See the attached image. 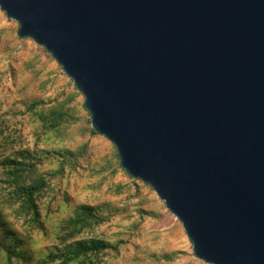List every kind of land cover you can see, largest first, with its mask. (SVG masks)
Wrapping results in <instances>:
<instances>
[{
	"label": "water",
	"instance_id": "1",
	"mask_svg": "<svg viewBox=\"0 0 264 264\" xmlns=\"http://www.w3.org/2000/svg\"><path fill=\"white\" fill-rule=\"evenodd\" d=\"M206 264H264V0H0Z\"/></svg>",
	"mask_w": 264,
	"mask_h": 264
},
{
	"label": "rangeland",
	"instance_id": "2",
	"mask_svg": "<svg viewBox=\"0 0 264 264\" xmlns=\"http://www.w3.org/2000/svg\"><path fill=\"white\" fill-rule=\"evenodd\" d=\"M56 106L64 113L62 125L46 130L38 114ZM0 146V157L19 149L36 153L38 172L47 181L36 201L42 231L29 217L14 216L0 168V210L12 233L5 235L0 226V264H51L49 253L63 248L57 238L61 221L81 204L105 220L78 238L112 247L94 264H206L194 257L181 223L154 190L129 176L114 145L92 132L73 81L43 47L19 38L18 24L1 10ZM6 249L13 252L10 260Z\"/></svg>",
	"mask_w": 264,
	"mask_h": 264
},
{
	"label": "trees",
	"instance_id": "3",
	"mask_svg": "<svg viewBox=\"0 0 264 264\" xmlns=\"http://www.w3.org/2000/svg\"><path fill=\"white\" fill-rule=\"evenodd\" d=\"M37 104L35 103L33 107L35 108ZM38 116L46 130L54 131L62 125L64 113L56 106ZM1 147L0 152L3 153ZM71 154L66 151L64 155L68 157ZM38 159L40 158L36 153L24 149L14 150L0 157V168L4 177V189L7 191L5 201L14 207V216L25 219L29 217L40 230L45 231L36 201L45 190L47 181L38 172ZM104 220V216L93 206L85 204L76 206L71 214L61 221L57 233V238L61 241L63 248H53L48 255V262L51 264H94L99 254L112 247L98 239H79L78 235L87 228L103 223ZM0 226L3 227L5 235H12L1 210ZM6 252L10 260L13 252L8 249Z\"/></svg>",
	"mask_w": 264,
	"mask_h": 264
}]
</instances>
